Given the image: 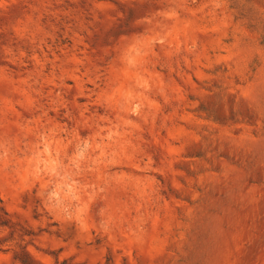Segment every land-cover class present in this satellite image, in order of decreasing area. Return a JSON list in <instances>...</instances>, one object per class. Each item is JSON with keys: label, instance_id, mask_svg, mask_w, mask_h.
Wrapping results in <instances>:
<instances>
[{"label": "rangeland", "instance_id": "rangeland-1", "mask_svg": "<svg viewBox=\"0 0 264 264\" xmlns=\"http://www.w3.org/2000/svg\"><path fill=\"white\" fill-rule=\"evenodd\" d=\"M0 264H264V0H0Z\"/></svg>", "mask_w": 264, "mask_h": 264}]
</instances>
